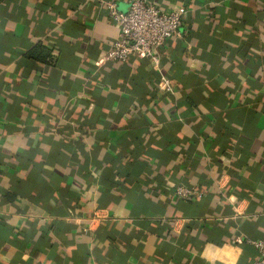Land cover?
I'll use <instances>...</instances> for the list:
<instances>
[{
	"label": "crops",
	"instance_id": "obj_1",
	"mask_svg": "<svg viewBox=\"0 0 264 264\" xmlns=\"http://www.w3.org/2000/svg\"><path fill=\"white\" fill-rule=\"evenodd\" d=\"M106 1L0 0V264H253L264 0H148L187 9L157 65L99 64Z\"/></svg>",
	"mask_w": 264,
	"mask_h": 264
},
{
	"label": "built area",
	"instance_id": "obj_2",
	"mask_svg": "<svg viewBox=\"0 0 264 264\" xmlns=\"http://www.w3.org/2000/svg\"><path fill=\"white\" fill-rule=\"evenodd\" d=\"M127 1L129 8L125 12L119 11L114 1H106L108 14L117 23L119 32L117 39L109 44L99 64L125 62L135 56L148 58L157 65L160 47L178 33L187 9L183 5H177L171 10H162L148 0ZM158 87L162 91L172 92L169 79H164ZM193 194L201 196V193L191 186L177 185L171 190L173 197L186 198ZM252 243L258 251V257L253 264H264V234Z\"/></svg>",
	"mask_w": 264,
	"mask_h": 264
},
{
	"label": "trees",
	"instance_id": "obj_3",
	"mask_svg": "<svg viewBox=\"0 0 264 264\" xmlns=\"http://www.w3.org/2000/svg\"><path fill=\"white\" fill-rule=\"evenodd\" d=\"M42 45L40 44H33L26 52L25 55L29 58H33L35 60H39L41 62H45L47 63L49 60V63H55V60H53V55H51L50 53V49H42L41 47ZM130 59V58H129ZM128 59V60H129Z\"/></svg>",
	"mask_w": 264,
	"mask_h": 264
}]
</instances>
